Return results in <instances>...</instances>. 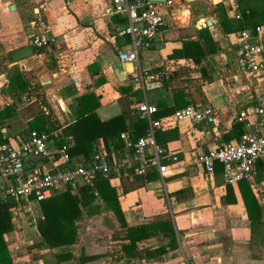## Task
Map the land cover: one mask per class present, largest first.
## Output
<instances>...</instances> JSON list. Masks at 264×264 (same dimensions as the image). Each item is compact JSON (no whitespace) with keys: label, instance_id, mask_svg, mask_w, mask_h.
<instances>
[{"label":"crops","instance_id":"obj_1","mask_svg":"<svg viewBox=\"0 0 264 264\" xmlns=\"http://www.w3.org/2000/svg\"><path fill=\"white\" fill-rule=\"evenodd\" d=\"M110 6L111 0H0V144L31 129H52L58 134L51 150L65 146L69 155L75 138L65 129L92 110L102 121L123 114L110 126L112 134H99L90 145L93 152L95 142L102 141L108 154L124 158L121 135L137 138L148 127L146 117L132 113L145 98L162 123L156 130L167 133L158 140L169 170L136 175L130 168L128 174L113 173L106 183L123 225L149 228L128 237L111 207L96 196L89 205L79 204L77 241L49 248L37 228L41 201L30 200L29 211L19 217L9 205L13 227L3 240L12 264H264V164L256 163L250 180L229 185L220 162L212 178L197 162L200 154L239 138L242 125L235 116L243 115L255 128L261 125L253 95L262 90L264 78L239 72L236 49L240 30L264 26V0L159 4L161 25L152 45L139 51L137 68L167 75L144 88L134 80L138 70L125 74L126 64L118 59L130 38L119 35L125 19L108 14ZM35 35L54 37L56 43L36 49L30 43ZM24 46L32 54L9 63L6 54ZM177 51L182 54L173 55ZM87 95L92 97L80 100ZM23 96L33 100L24 103ZM187 105L211 106L217 125L175 121L174 111ZM171 152L178 162L170 163ZM69 156L85 158L82 152ZM91 183L69 190L76 194Z\"/></svg>","mask_w":264,"mask_h":264},{"label":"built area","instance_id":"obj_2","mask_svg":"<svg viewBox=\"0 0 264 264\" xmlns=\"http://www.w3.org/2000/svg\"><path fill=\"white\" fill-rule=\"evenodd\" d=\"M150 0H111L108 14L119 15L125 19L118 33L130 38L127 49L118 50L121 62L134 64V80L137 87L144 88L160 82L166 77V70L140 72L137 68L138 53L142 48L152 45L161 25L158 5ZM236 64L239 72L248 78H257L264 68V26L244 28L237 33ZM31 45L44 49L56 43L54 37L35 35ZM135 72V71H134ZM24 103L33 100L23 96ZM253 112L264 126V86L253 95ZM156 107L142 98L132 109L134 115L146 117L149 121L145 133L135 140L127 134L124 139L125 157L119 158L114 152L108 154L102 141H96L89 160L71 158L63 146L52 151L50 146L57 130L31 129L14 140L0 144V202L10 205L11 212L19 217L29 211L30 200L42 201L60 189H75L89 183L96 176L109 179L113 173L130 168L136 175H145L157 170L164 175L171 164L162 159L167 156L166 150L155 140V130L162 123L153 118ZM175 121L188 120L193 125H217V112L211 106H192L175 110ZM241 123L242 133L237 140L227 142L200 154L197 158L205 175L212 178L215 162L223 165L225 184L234 185L240 180H250L257 162L264 164V132L261 125L255 128L243 115L235 116ZM58 154V156H56ZM171 162H178L175 152L169 155Z\"/></svg>","mask_w":264,"mask_h":264},{"label":"trees","instance_id":"obj_3","mask_svg":"<svg viewBox=\"0 0 264 264\" xmlns=\"http://www.w3.org/2000/svg\"><path fill=\"white\" fill-rule=\"evenodd\" d=\"M188 43L184 44L183 49ZM177 54H182V51L173 53V55ZM85 97L89 98L92 96H81L80 100L85 99ZM122 118L123 114H120L109 120L102 121L97 118L92 110L80 114L76 121L71 124L68 129H65L66 132L70 131L75 138V146L72 150H68L69 155L82 152L86 158L85 160H89L92 155L90 143L96 140L97 135L99 134L113 133L110 126ZM77 131H84L85 133L76 136L75 132ZM161 134L167 133L159 130L155 131V140L160 146L161 144L158 138ZM132 139L135 140L136 137H132ZM244 181L246 180H240L237 183L240 184ZM91 182L90 185L79 188L76 194L71 193L70 190L67 189L64 192L55 194L52 197L41 201L43 218L39 220L37 228L46 247L57 248L70 245L77 241L75 220L82 212L79 204L83 206L89 205L96 196L101 199L106 208L109 209L111 207L119 223L124 226L125 230H127L128 237L130 232L134 230H148V224L138 226L123 225L122 214L116 204L115 194L111 188L107 186L106 179L96 176ZM245 204L246 207H248V203L245 202ZM12 227L9 204L0 202V264H12L10 253L3 240V234L11 230ZM130 240L132 241L131 243H134L133 238Z\"/></svg>","mask_w":264,"mask_h":264},{"label":"water","instance_id":"obj_4","mask_svg":"<svg viewBox=\"0 0 264 264\" xmlns=\"http://www.w3.org/2000/svg\"><path fill=\"white\" fill-rule=\"evenodd\" d=\"M150 1H153L156 3H161V4H165L168 2V0H150ZM179 1L180 2L184 1V2H188V3L192 2V0H179ZM206 24L210 25V22L206 21ZM31 54H32V48L30 46H24V47L19 48L17 50H13V51L8 52V54H6V58H7V61L9 63H13V62H17L19 60L25 59L28 56H30ZM125 64H126V69H127L125 74L134 72V64L133 63L125 62ZM261 76H263V78H264V68L261 70L260 77ZM118 79L122 80V79H120V77H118Z\"/></svg>","mask_w":264,"mask_h":264}]
</instances>
